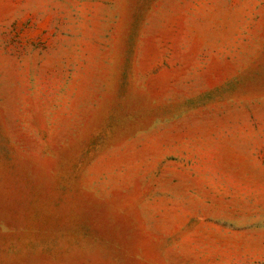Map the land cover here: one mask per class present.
I'll return each instance as SVG.
<instances>
[{
    "label": "rangeland",
    "instance_id": "rangeland-1",
    "mask_svg": "<svg viewBox=\"0 0 264 264\" xmlns=\"http://www.w3.org/2000/svg\"><path fill=\"white\" fill-rule=\"evenodd\" d=\"M0 264H264V0H0Z\"/></svg>",
    "mask_w": 264,
    "mask_h": 264
}]
</instances>
